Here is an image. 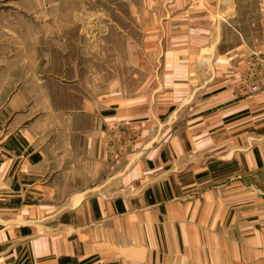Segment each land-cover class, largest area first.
Segmentation results:
<instances>
[{"label": "crops", "instance_id": "obj_1", "mask_svg": "<svg viewBox=\"0 0 264 264\" xmlns=\"http://www.w3.org/2000/svg\"><path fill=\"white\" fill-rule=\"evenodd\" d=\"M110 6L129 95L0 16V264H264V0Z\"/></svg>", "mask_w": 264, "mask_h": 264}, {"label": "rangeland", "instance_id": "obj_2", "mask_svg": "<svg viewBox=\"0 0 264 264\" xmlns=\"http://www.w3.org/2000/svg\"><path fill=\"white\" fill-rule=\"evenodd\" d=\"M0 3L6 5L7 9L21 6L20 17L13 10L6 11L5 15L0 12V16L4 15L7 27L12 28L15 33L16 38L12 40L14 48L21 42L23 52L33 53L35 51L34 25L40 26L38 28H40L41 36H45L49 27L51 32L56 33L55 42H49L51 38L41 40L42 55L52 54L54 50L50 49L49 46H51L56 48L57 53L61 52V56L57 59L51 58V62L50 58H44L43 64L59 67L67 63L75 65L74 69L82 67L85 76L88 75L91 83L94 84L97 81L94 79L98 77L96 76L97 64L105 63V74L108 78L109 75H116L117 78L120 76L125 79V82L119 86H122L128 95L146 87L145 84H130L127 78L130 72L129 63L134 57L129 51L126 31H121V28L125 26V21L112 10L110 0H0ZM121 7L124 8L118 5V9ZM110 15L117 22L119 29L111 25ZM52 18L59 21V28H53L51 25L47 28L44 26L43 23ZM67 23H69L68 26ZM63 31L69 33L65 41ZM134 38L138 42V36ZM140 55L138 51L137 60Z\"/></svg>", "mask_w": 264, "mask_h": 264}, {"label": "built area", "instance_id": "obj_3", "mask_svg": "<svg viewBox=\"0 0 264 264\" xmlns=\"http://www.w3.org/2000/svg\"><path fill=\"white\" fill-rule=\"evenodd\" d=\"M253 57L255 58L257 64L261 67L263 83L261 85H253L252 90L254 92H264V57L261 54H254Z\"/></svg>", "mask_w": 264, "mask_h": 264}]
</instances>
